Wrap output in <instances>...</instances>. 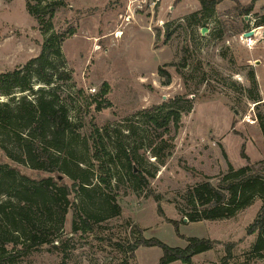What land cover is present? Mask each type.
<instances>
[{
	"label": "rangeland",
	"instance_id": "rangeland-1",
	"mask_svg": "<svg viewBox=\"0 0 264 264\" xmlns=\"http://www.w3.org/2000/svg\"><path fill=\"white\" fill-rule=\"evenodd\" d=\"M238 1L244 7L252 2ZM236 7L235 1L223 0L208 16L198 0H0V72L37 58L45 39L59 35L61 57L52 54L50 60L58 78H69L58 79L56 90L79 126L73 147L81 166L92 171L96 189L83 198L72 189L75 181L61 174L73 206L61 226L52 224L59 249L44 245L13 264H160L161 248L130 250L142 238L182 248L188 238L216 241L192 264H264V252L250 254L257 234L247 235L264 207L262 199L217 221L181 222L179 210L188 187L206 177L219 187L230 166L264 161L258 121V114L264 115V0H256L248 15ZM203 28L209 30L204 36ZM250 30L254 36L246 40ZM36 81L35 90L45 87ZM256 94L260 102L253 99ZM14 96L34 100L29 92H17L0 93V102ZM152 117L170 120L158 127ZM97 129L107 134L100 138ZM119 145L135 155L133 167L145 175L150 191L127 175ZM102 147L109 154L104 166L111 186L99 181L106 176L95 159ZM0 163L32 180L52 175L2 151ZM5 200L0 196V203ZM114 204L120 207L116 216ZM81 218L90 224L86 232ZM230 243L233 258L225 261ZM7 248L12 251L13 244Z\"/></svg>",
	"mask_w": 264,
	"mask_h": 264
},
{
	"label": "trees",
	"instance_id": "trees-1",
	"mask_svg": "<svg viewBox=\"0 0 264 264\" xmlns=\"http://www.w3.org/2000/svg\"><path fill=\"white\" fill-rule=\"evenodd\" d=\"M198 1L201 13L212 16L223 0ZM233 1L237 3L238 11L248 15L253 11L256 0H252L246 7L241 6L238 0ZM28 10L34 14L32 6L28 5ZM59 38L58 34H51L43 42L37 58L12 71L0 72L2 95L29 92L34 97L30 101L26 96H14L0 102V151L10 160L22 163L31 170L52 174L43 179L32 180L11 165L0 163V196L6 195V200L0 203V220L5 225L0 228V264L19 262L30 253L40 251L44 245L54 244L55 240L51 238L54 235L52 224L61 226L73 206L71 190L63 185L59 178L61 174L75 181L72 189L83 198L96 190L92 183V171L81 166L82 162L77 159L79 152L73 147L79 126L71 120L70 109L56 90L58 79L69 78L68 74L58 78L50 60L52 54L61 57ZM34 78L45 87L35 90ZM249 79L255 84L253 72ZM253 99L260 102L259 95ZM259 105L261 103L257 104ZM109 106L110 102H106V107ZM151 119L158 127L167 125L170 120L167 118L159 123L155 117ZM177 119L178 117L176 121ZM258 121L264 137V115L261 113L258 114ZM100 132L99 129L96 130L100 138L107 134L105 131L102 136ZM102 148L103 151L97 148L95 153V159L102 163L98 170L106 174L100 176L99 181L100 184L111 186L110 169L104 166V156L109 154ZM119 148L121 154L117 155L124 156L127 175H131L139 187L150 191V183L145 175L133 167L135 155L122 145ZM55 174L59 176L56 177ZM255 198L264 201V161H248L247 165L238 169L230 166L221 186H214L206 177V180L188 187L184 196L185 207L179 208L183 216L181 222L188 220L189 223H196L232 218L238 211L251 205ZM111 211L115 216L119 215L120 207L114 204ZM79 217L80 214L76 212L74 231L79 230ZM82 218L81 229L86 232L90 229V224ZM173 224L178 228L177 222L173 221ZM255 234L257 239L250 250L252 256L264 252V207L247 229V235ZM9 244H13L12 251L7 248ZM215 244L216 241L210 239L188 238L187 246L182 248L170 247L156 238H142L130 250L134 252L138 246L158 247L163 251L160 264H192L196 255L212 250ZM234 246L233 243L227 245L225 261L233 258ZM53 249L59 248L53 245Z\"/></svg>",
	"mask_w": 264,
	"mask_h": 264
},
{
	"label": "water",
	"instance_id": "water-1",
	"mask_svg": "<svg viewBox=\"0 0 264 264\" xmlns=\"http://www.w3.org/2000/svg\"><path fill=\"white\" fill-rule=\"evenodd\" d=\"M207 32H209V30L207 28H203L201 30V34L204 36ZM254 36V31L253 30H250V31H247L246 33H244V37H252Z\"/></svg>",
	"mask_w": 264,
	"mask_h": 264
},
{
	"label": "built area",
	"instance_id": "built-area-1",
	"mask_svg": "<svg viewBox=\"0 0 264 264\" xmlns=\"http://www.w3.org/2000/svg\"><path fill=\"white\" fill-rule=\"evenodd\" d=\"M121 32V31H120ZM122 33V32H121ZM252 37H249V38H246V40H251ZM247 122L248 123H251V124H254L255 123V120L251 119V117H248L247 118Z\"/></svg>",
	"mask_w": 264,
	"mask_h": 264
},
{
	"label": "bare ground",
	"instance_id": "bare-ground-1",
	"mask_svg": "<svg viewBox=\"0 0 264 264\" xmlns=\"http://www.w3.org/2000/svg\"><path fill=\"white\" fill-rule=\"evenodd\" d=\"M121 34H122L121 32H118L117 37H118V36H121Z\"/></svg>",
	"mask_w": 264,
	"mask_h": 264
}]
</instances>
